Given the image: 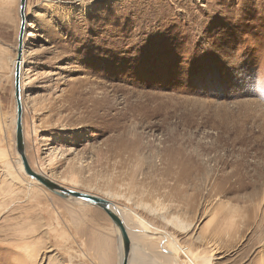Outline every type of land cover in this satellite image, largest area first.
Returning a JSON list of instances; mask_svg holds the SVG:
<instances>
[{"label":"rangeland","instance_id":"rangeland-1","mask_svg":"<svg viewBox=\"0 0 264 264\" xmlns=\"http://www.w3.org/2000/svg\"><path fill=\"white\" fill-rule=\"evenodd\" d=\"M26 13L33 170L115 194L142 235L177 237L179 264L188 249L264 264V0H27ZM20 25V0H0V150L17 175L0 158V264H27L24 242L38 264H118L107 214L19 172Z\"/></svg>","mask_w":264,"mask_h":264},{"label":"bare ground","instance_id":"bare-ground-1","mask_svg":"<svg viewBox=\"0 0 264 264\" xmlns=\"http://www.w3.org/2000/svg\"><path fill=\"white\" fill-rule=\"evenodd\" d=\"M20 23H21V18H20ZM25 54L26 53L24 51L23 52V59H22V62H21V67L22 68H23V64H24V61H25ZM16 63H17V57H15L12 60V65L11 66H12L13 72L15 71ZM22 68H21V70H22ZM31 74H32L31 69H27L26 71H24L23 78H21V83H24L25 79L27 77H29ZM22 100H24L23 96H22ZM15 121H16V119L14 118L13 124H15ZM2 130L3 129L0 127V132ZM0 158H3L4 160H6L5 165H6V168L9 169L8 171H10L9 175L12 178V180L17 179V177H16L17 175H15L13 173V171L11 170L10 162L6 159V152L4 151V149L0 150ZM16 164L18 166L19 172L22 173L27 178V181L30 180L34 184L41 185L38 181H36L34 178H32L31 176H29V175H27L25 173L24 167H23V164H22V160L20 158V155L17 154V153H16ZM37 173L43 174L46 177H48L49 179H51L52 181L64 186L63 182H60V181L56 180L55 178H53V177H51V176H49V175H47L45 173H41V172H37ZM69 188L70 189H74V190H78V191H82V190H79L77 188H71V187H69ZM84 192H87V191H84ZM88 193L95 194L97 196H100V197L110 201L113 204V210L117 214H119L121 219L124 221L125 226H126L127 231H128V234H129V237H130V240H131V243H132L129 264H179L177 253L180 250L184 252V250L182 249V246H180V244L178 243L177 237H175L174 235L171 234V235H168V237L166 236V238H165L164 236H159L158 234H160V233H158V231L155 232L154 230H153V234H156L157 236L156 235H152V234H150L151 236L147 235V234L146 235L145 234L142 235L139 232V230L141 229V227L143 225L141 223V221H142L141 217H139L138 215H137L138 216L137 217L135 214L133 215L128 210H126L123 207H121V205L115 199V194L114 195L112 193L97 194V193H93L92 191H89ZM74 200H76L77 202H79L81 204L82 203L85 204V202L82 201V200H79V199H74ZM89 205H91V204H89ZM91 206H93V205H91ZM148 208L150 209V206H148ZM153 212H157V209L155 211H153ZM163 219H166V218L163 216ZM167 222L175 225L176 227H182L184 230H187L190 227V225H187L186 223H184V221H181L178 217H173L171 219H168ZM113 228L115 230V233L117 234L118 248H120L119 249V261H120L119 264H121V261H122V258H123V242H122V238H121V234H120L119 229L117 227H115L114 225H113ZM145 230H147V228L144 229V232H145ZM148 237H150L151 239L160 241L161 243H162L163 240L164 241L167 240V243H166V241L164 242V243H166V244H164L165 246L162 247V249L160 248L161 251L158 252V253L156 251L154 253L146 252L145 251L146 247H144L145 246L144 243L147 241L146 238H148ZM31 246H32L31 243L24 242L20 246V249L23 250L24 257L26 259V263L27 264L28 263L38 264L40 262V260H41V259H39V257H41V255H43V254H41L43 248H41V247L34 248V247H31ZM144 252H146V253H144ZM187 254L189 255V259H190L189 263L190 264H211V260H212V257H213V256L208 255V254L197 255L194 252H192L190 249L187 250ZM48 260H49L48 264L55 263V260L52 259V258L48 259ZM57 264H60V262L57 263Z\"/></svg>","mask_w":264,"mask_h":264},{"label":"water","instance_id":"water-1","mask_svg":"<svg viewBox=\"0 0 264 264\" xmlns=\"http://www.w3.org/2000/svg\"><path fill=\"white\" fill-rule=\"evenodd\" d=\"M27 0H20V32L18 37V50H17V63L15 66V100H16V121H15V143L17 153L20 155L22 160V164L24 167V171L27 175L34 178L38 181L43 187H45L50 192L62 197L63 199H79L84 201L85 203L91 204L95 207L102 209L111 219L113 225L117 227L120 231L122 242H123V258L121 264H129L131 247L132 243L125 226L124 221L121 219L119 214H117L113 210V204L95 194L78 191L74 189H70L64 187L43 174L37 173L31 167L29 160L27 158L26 146H25V136H24V126H23V101H22V86H21V78H22V70H21V62L23 59V51H24V36L27 25Z\"/></svg>","mask_w":264,"mask_h":264},{"label":"crops","instance_id":"crops-1","mask_svg":"<svg viewBox=\"0 0 264 264\" xmlns=\"http://www.w3.org/2000/svg\"><path fill=\"white\" fill-rule=\"evenodd\" d=\"M100 209V208H99ZM102 210V209H101ZM103 211V210H102ZM104 212V211H103ZM105 213V212H104ZM106 214V213H105ZM111 222V221H110ZM112 227V228H111ZM110 228H108V234L109 235H111V234H113L114 235V237H115V242H116V247H117V250H118V252H119V249L120 248H118V242H117V234L115 233V230H114V228H113V226H111ZM108 238H110V239H108L107 241H112L111 240V236H107ZM156 244V243H155ZM160 244V243H159ZM159 244H156L155 246L154 245H152V244H150V247H151V249L149 248V247H147V245H145L144 247H146L145 248V251L146 252H152V253H154L155 251L158 253V252H160L161 250H160V246H161V244L159 245ZM143 247V248H144ZM142 248V247H141ZM153 248H156L155 249V251H154V249ZM142 252V251H141ZM146 252H144V253H146ZM118 264H119V256H118Z\"/></svg>","mask_w":264,"mask_h":264}]
</instances>
